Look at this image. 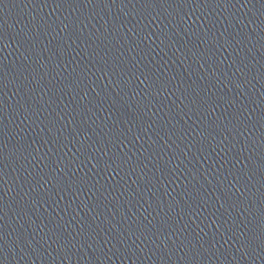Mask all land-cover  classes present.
Here are the masks:
<instances>
[{"label":"water","instance_id":"95a60500","mask_svg":"<svg viewBox=\"0 0 264 264\" xmlns=\"http://www.w3.org/2000/svg\"><path fill=\"white\" fill-rule=\"evenodd\" d=\"M0 264H264V0H0Z\"/></svg>","mask_w":264,"mask_h":264}]
</instances>
